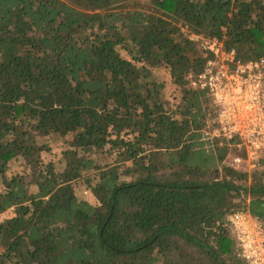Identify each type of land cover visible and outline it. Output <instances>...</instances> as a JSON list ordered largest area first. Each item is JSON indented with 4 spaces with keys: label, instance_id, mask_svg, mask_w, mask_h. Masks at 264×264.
Listing matches in <instances>:
<instances>
[{
    "label": "trees",
    "instance_id": "1",
    "mask_svg": "<svg viewBox=\"0 0 264 264\" xmlns=\"http://www.w3.org/2000/svg\"><path fill=\"white\" fill-rule=\"evenodd\" d=\"M190 33L264 67V0H0V264H245L228 215L264 223V156L203 139Z\"/></svg>",
    "mask_w": 264,
    "mask_h": 264
},
{
    "label": "built area",
    "instance_id": "2",
    "mask_svg": "<svg viewBox=\"0 0 264 264\" xmlns=\"http://www.w3.org/2000/svg\"><path fill=\"white\" fill-rule=\"evenodd\" d=\"M191 40L210 55L192 86L209 91L219 106L218 127L204 129L203 139H237L245 155L235 154L234 163L249 168L264 156V67L257 60L244 61L235 49H227L216 37L190 33ZM228 222L237 241V254L245 264H264V223L248 210H236Z\"/></svg>",
    "mask_w": 264,
    "mask_h": 264
},
{
    "label": "rangeland",
    "instance_id": "3",
    "mask_svg": "<svg viewBox=\"0 0 264 264\" xmlns=\"http://www.w3.org/2000/svg\"><path fill=\"white\" fill-rule=\"evenodd\" d=\"M49 145V149L45 151L42 155L45 161L57 160L62 155V141L56 135H51L44 139ZM95 182V179L93 180ZM76 194L80 199L87 200L91 203L96 204L97 200L93 195L90 186L88 184L80 182H75Z\"/></svg>",
    "mask_w": 264,
    "mask_h": 264
}]
</instances>
